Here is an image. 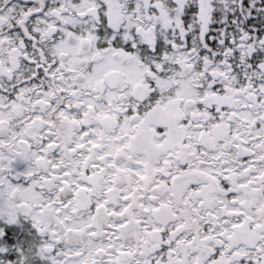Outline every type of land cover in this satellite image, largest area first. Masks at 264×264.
Listing matches in <instances>:
<instances>
[{
  "label": "snow or ice",
  "instance_id": "snow-or-ice-1",
  "mask_svg": "<svg viewBox=\"0 0 264 264\" xmlns=\"http://www.w3.org/2000/svg\"><path fill=\"white\" fill-rule=\"evenodd\" d=\"M0 264H264V0H0Z\"/></svg>",
  "mask_w": 264,
  "mask_h": 264
}]
</instances>
